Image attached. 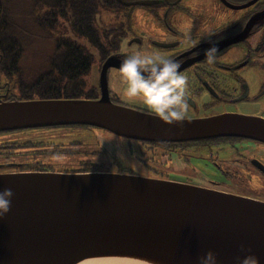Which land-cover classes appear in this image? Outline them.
<instances>
[{
    "label": "water",
    "instance_id": "obj_1",
    "mask_svg": "<svg viewBox=\"0 0 264 264\" xmlns=\"http://www.w3.org/2000/svg\"><path fill=\"white\" fill-rule=\"evenodd\" d=\"M119 1L126 6L151 5ZM220 1L240 11L259 2ZM261 25L264 9L234 37L218 42L217 52L244 44L254 27ZM263 43L264 38L252 50H261ZM120 63L116 55L105 62L97 99L0 101V133L92 126L148 142L233 137L264 144V117L259 115L223 112L170 125L148 112L114 102L107 69H119ZM5 188L12 189L14 196L9 213L0 219V264H78L103 258L200 264L199 257L209 249L218 254L219 264H237V257L247 254L244 249L264 264V201L251 197L181 180L109 172L0 173V191Z\"/></svg>",
    "mask_w": 264,
    "mask_h": 264
},
{
    "label": "flooded vegetation",
    "instance_id": "obj_2",
    "mask_svg": "<svg viewBox=\"0 0 264 264\" xmlns=\"http://www.w3.org/2000/svg\"><path fill=\"white\" fill-rule=\"evenodd\" d=\"M128 1L150 2L151 5L136 4L126 6L119 1L122 4L121 9L118 11H107L114 14L113 19L119 20L120 23L128 24V27H125L126 30L122 41L117 46L107 48L108 55L106 57H99V61L96 63L94 61L89 63L87 59H25L19 67H12L11 72L0 73V101L42 98L43 95H47L53 89H56L59 94L61 92L60 98H67L66 88L70 87L72 90L75 89V87L79 86L77 84L78 80L86 83L85 87L82 86L85 92L92 91L90 94L91 97L81 95L79 98L97 99L101 96L102 92L101 75L103 66L109 56L116 55L122 60L125 55L136 51H144L156 52L170 57L179 64L178 71L186 78V98L188 100V113L186 118L206 117L223 112L259 115L254 114L253 111L252 113H248L245 110H241L240 105L244 103L254 106L258 100L264 97V58L259 54L254 56L255 51L252 50L251 46H247L246 41L244 44L242 42L240 44L244 47L241 48L243 53L240 59L230 61L222 57L229 49L237 45L234 44L215 53L217 59L213 64L209 65L206 61L204 49L210 46L209 40L217 49L219 48L217 45L218 42L228 40L238 34L256 12L264 9V0H259L256 4L242 10L244 11L242 17L234 23L236 25L233 28L228 29L227 27L218 26L212 31H206V28L202 26L199 20L200 17L196 13V7L193 4H184L183 0ZM248 1L243 0L238 3L242 4ZM137 6H144L149 9L147 13L150 15L145 18L150 23L152 22V25L132 27L127 18L131 16L133 9ZM186 19L192 21L195 25L189 26L184 24ZM33 27L39 29V27ZM259 27L255 26L253 31ZM186 35L191 36L194 43H189L185 38ZM94 48L97 50V47ZM25 61L27 64H25ZM245 61H248L246 65L250 64L258 68L257 74L254 75V83L239 71L246 65L236 68ZM65 62L75 63V66L78 63L82 64V66L84 65L86 74L79 76L67 73V68L74 69V65L68 66L65 65ZM82 66L79 69L83 70ZM30 71H34L36 74ZM99 75L100 78H98ZM107 81L108 91L114 102L147 112L140 106L139 101L130 102L123 98L122 90L124 83L118 68L110 67L107 69ZM252 91H254V94H252ZM256 96H259V98H256ZM76 127L79 126H57L55 128L45 127L43 129L58 128L62 131L59 133L62 135L61 137L71 139V145L86 147L83 141L77 139L76 132L70 131ZM63 131L66 132L64 133ZM59 137L52 132H36L35 128L0 133V173L32 171L65 173L109 172L141 174L147 177L179 180L178 178L171 177L169 171L166 169L157 166V149L159 147H168L190 151V146L207 141L166 143L148 142L124 137L129 145L134 146L135 143L140 150L137 158L142 164V172L138 173L137 171H132L124 167L119 162H116V165L113 166L114 162L109 163L104 160H99L98 158L103 157L108 150V147L105 145H101V148L84 152L93 155L95 159L81 161L72 166L63 164L58 159H67L72 153L80 152L83 155L84 153L77 147H66L68 143H63ZM208 141H213L218 144H230L237 148L244 141L252 140L226 137L210 139ZM252 142H255V145L256 143H260L256 141ZM252 145L254 144L245 143L244 145L251 149V151L247 150L248 155H241L238 152L242 156V159L238 161L240 174L242 177L264 178V159L261 157L264 155V148L262 146L252 147ZM48 155L49 161L47 160ZM181 157V161L184 163L191 161L190 156ZM221 168L225 171L223 167ZM189 183H191L190 180ZM194 184L214 189L219 185V183L213 182V180L209 184H199L197 182ZM223 191L235 193V190L223 189ZM244 195L255 197L252 194Z\"/></svg>",
    "mask_w": 264,
    "mask_h": 264
},
{
    "label": "rangeland",
    "instance_id": "obj_3",
    "mask_svg": "<svg viewBox=\"0 0 264 264\" xmlns=\"http://www.w3.org/2000/svg\"><path fill=\"white\" fill-rule=\"evenodd\" d=\"M234 3L242 2L243 0H231ZM30 0H8V13L12 12V7L22 9L24 8ZM184 4H193L196 7V13L200 17V23L203 27L206 28V31H212L218 26L227 27L228 29L233 28L241 17L244 11L234 10L226 7L220 0H183ZM149 9L144 6H137L133 9L132 14L127 20L130 21L132 27L139 26H149L153 23L146 20V16L150 15L147 13ZM114 14L104 11V19H113ZM126 20L125 18H123ZM184 24L193 26L195 25L192 21L186 19ZM25 27V37L28 44V51L25 54L24 59H48L54 53L55 44L50 38V34L46 33L42 29H36L33 25H29V22H24ZM128 24L126 25V28ZM60 34L71 37L77 42L84 44L89 48V50L94 54V62L99 61L98 51L88 42L85 37L78 36L70 27V25L65 22L62 23L57 29ZM264 38V25L255 29L251 36L248 38L247 46H251L252 49L257 48L259 43ZM243 45L235 46L229 49L222 57L227 60H236L240 59L243 53L241 48ZM256 54H259L263 57L262 52L257 51ZM255 54V55H256ZM264 58V57H263ZM25 64L26 61H25ZM33 64V63H32ZM36 67V66H35ZM95 70V69H94ZM258 68L254 65H246L241 68L243 74H245L249 79L254 80V75L257 74ZM33 74H36L34 71H30ZM100 78V75L99 77ZM90 81V79H89ZM99 81V80H98ZM94 83V82H93ZM254 83V82H253ZM254 91H252V94ZM241 110H245L248 113L262 115L264 113V97L258 100L254 106L249 104L241 103ZM55 128V127H52ZM25 130V129H23ZM30 130V129H29ZM36 132L40 133H55L59 138L62 139L63 143H68L66 147H77L71 145V139L66 137H61L59 133L62 131L60 129H43L35 128ZM73 130V131H72ZM71 132H76L78 140H81L85 143L86 147L78 146L83 153L86 151L95 150L101 148L102 146H107L108 150L103 157H99V160H104L109 163L116 162L121 163L124 167L129 168L132 171H137L138 173L142 172V164L138 160L137 156L139 155L140 150L137 148V145L134 143V146H131L125 141L126 138L114 134L108 130L99 127H83L79 126L72 128ZM64 133L66 131H63ZM210 140V139H209ZM213 140V139H211ZM215 141V140H214ZM205 143H200L198 145L190 146V151L186 149H173L168 147H159L156 164L157 166L162 167L169 171L171 177L178 178L181 181H187L191 183L199 184H209L211 180L213 182L219 183L218 189L223 191V189L235 190L237 195L251 197L260 201H264V178H248L242 177L239 171L238 161L242 159V154H247L248 151H251L248 147H245L246 144H254L252 147L262 146L263 143H256L252 141H244L234 147L230 144H218L213 141H204ZM259 144V145H258ZM102 145V146H101ZM251 147V148H252ZM187 148V147H186ZM238 150V151H237ZM238 152L241 154L239 155ZM181 156H190L191 161L188 163L182 162ZM261 156V155H259ZM98 157V156H97ZM264 159V155L261 156ZM49 155L47 160L49 161ZM95 159L91 154L84 155L80 152L72 153L67 159H58L61 163L67 165H76L81 161ZM51 160V159H50ZM223 167L225 171L221 168ZM143 174V173H142ZM141 175V174H139ZM227 192V191H224ZM231 193V192H229ZM242 193V194H241ZM244 194H252L255 197L247 196Z\"/></svg>",
    "mask_w": 264,
    "mask_h": 264
},
{
    "label": "trees",
    "instance_id": "obj_4",
    "mask_svg": "<svg viewBox=\"0 0 264 264\" xmlns=\"http://www.w3.org/2000/svg\"><path fill=\"white\" fill-rule=\"evenodd\" d=\"M121 8L122 4L117 0H30L22 9L13 6L9 14L8 0H0V73H9L12 67L21 65L28 46L24 22L50 34L55 44L50 58L94 61V54L87 46L59 33L57 29L65 22L78 36L85 37L93 47H97L100 57H106L107 48L122 41L126 24L117 19H104L103 13ZM261 51L264 54V43ZM74 64L65 62L68 66ZM81 66L78 63L74 69L67 68L66 72L79 76L86 74L84 65L83 70L79 69ZM77 84L79 86L73 90L66 88L67 98L91 97L92 91L82 89L86 84L84 81L78 80ZM60 94L53 89L42 98H60Z\"/></svg>",
    "mask_w": 264,
    "mask_h": 264
},
{
    "label": "clouds",
    "instance_id": "obj_5",
    "mask_svg": "<svg viewBox=\"0 0 264 264\" xmlns=\"http://www.w3.org/2000/svg\"><path fill=\"white\" fill-rule=\"evenodd\" d=\"M185 38L194 43L191 36ZM208 42L210 46L204 49V54L211 65L217 59V49L210 40ZM178 69L179 64L174 59L156 52L136 51L125 55L119 65L124 83L123 98L130 102L139 101L149 114L164 123L171 125L183 121L188 113L186 78ZM13 196L10 188L0 191V219L9 213ZM241 247L244 249L243 245ZM244 250L247 254L237 257V264H261L259 256ZM199 261L200 264H219V257L215 250L209 249Z\"/></svg>",
    "mask_w": 264,
    "mask_h": 264
},
{
    "label": "bare ground",
    "instance_id": "obj_6",
    "mask_svg": "<svg viewBox=\"0 0 264 264\" xmlns=\"http://www.w3.org/2000/svg\"><path fill=\"white\" fill-rule=\"evenodd\" d=\"M142 264L138 260H127L126 258H103V259H87L78 264Z\"/></svg>",
    "mask_w": 264,
    "mask_h": 264
}]
</instances>
